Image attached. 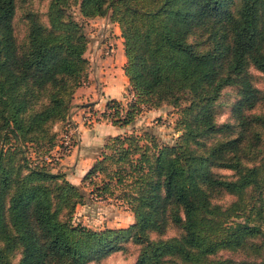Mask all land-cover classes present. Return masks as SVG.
<instances>
[{"label":"trees","instance_id":"trees-1","mask_svg":"<svg viewBox=\"0 0 264 264\" xmlns=\"http://www.w3.org/2000/svg\"><path fill=\"white\" fill-rule=\"evenodd\" d=\"M18 3L0 0V264H91L129 243L140 246L134 264H264V115L248 113L264 101L249 72L264 73V0H50L44 15L24 11L21 40ZM74 4L85 18L110 16L124 39L133 98L124 112L108 100L114 125L133 124L144 107L188 103L174 145L149 132L112 136L83 179L103 176L102 199L120 191L134 213L127 227L74 224L87 191L39 159L53 157L52 125L68 118L89 65ZM207 32L206 49L190 42ZM229 86L234 121L219 124ZM215 193L234 200L214 202ZM171 226L178 234L163 237Z\"/></svg>","mask_w":264,"mask_h":264},{"label":"rangeland","instance_id":"rangeland-1","mask_svg":"<svg viewBox=\"0 0 264 264\" xmlns=\"http://www.w3.org/2000/svg\"><path fill=\"white\" fill-rule=\"evenodd\" d=\"M49 1L19 0L16 16V32L20 40L23 39L26 30L23 18L24 11L32 8L44 15ZM70 11L82 24L88 36L89 43L85 56L88 59L89 65L83 84L76 90L71 101L68 118L65 121H58L52 125V130L58 132L57 147L53 150V157L42 156L39 158L40 160L43 158L48 159L54 172H62L63 160L75 163L77 161L75 154H78L77 151H80L82 148L97 154L96 156L99 155V157L103 152H108L104 146L109 138L112 137H108L111 134L108 129L112 128L111 110L104 107V103L98 106H95V104L99 103L101 99H115L122 103L120 107L123 109L122 112H124L128 101L133 98L128 78L124 73L126 56L124 39L119 24L114 22L110 16L85 18L80 13L79 5L76 4L70 8ZM208 35H210L209 32L206 35L197 33L191 35L189 40L199 48L206 49L208 46L206 43ZM249 72L252 75L255 86L264 93V73L254 67H251ZM79 89L81 91L77 97L76 93ZM93 98L96 99V102L91 101ZM237 100L238 94L235 88L229 86L223 90L216 104L217 122L219 124L234 121L232 107ZM187 105L188 103L184 102L180 107L171 105H163L159 108L144 107L143 112L137 116L136 121L129 126L123 127V131L125 134L137 135H145L149 132L160 145H174L182 134L178 122L182 117L183 108ZM248 113L264 115V101H260ZM81 125L82 128H85V131L79 128ZM67 128H70L74 135V140L70 146L62 143L63 135ZM84 132H88L97 138L100 137V141L93 143L90 137L89 141L84 143L87 145H83L81 133L84 134ZM100 142L101 145H99ZM261 146L264 149V141H262ZM73 152V157L69 159L68 156ZM29 153L32 158L38 155L33 149L29 150ZM215 171L229 176L234 173L225 168H217ZM102 178V175H97L93 177V180L80 184L87 191L88 200L76 208L73 216L74 224H81L97 230L107 227H127L131 225L134 222V213L131 211L130 206L122 198L118 197L120 191H117L114 196H107L105 199L98 196L96 186H101ZM233 200L234 197L231 195L215 193L214 202L226 205ZM178 232L177 227L171 226L163 237L173 236L178 234ZM153 237L156 238L157 236L153 234ZM256 241L260 242L261 239ZM139 249V245L129 243L124 250L114 252L108 257L91 264H134ZM216 256L237 261L252 258L244 251H221Z\"/></svg>","mask_w":264,"mask_h":264},{"label":"crops","instance_id":"crops-1","mask_svg":"<svg viewBox=\"0 0 264 264\" xmlns=\"http://www.w3.org/2000/svg\"><path fill=\"white\" fill-rule=\"evenodd\" d=\"M80 91L81 90L79 89V91L76 93L77 97L80 94ZM108 99H110V98L101 99L99 103L95 104V106L102 105L104 103L103 106L106 107V103H107ZM91 101L96 102V99L93 98V99H91ZM111 127L112 128L108 129L111 133V134H109L108 137L119 135V134H124L123 128L116 126L113 123L111 124ZM79 128L81 129L82 125ZM82 129L85 131V128H82ZM90 137L92 138L93 143H98L97 141H100V137L97 138L96 136H93V135L89 134L88 132H84V134L81 133V139H83L81 141L82 144L87 145L84 143H87L89 141ZM96 139H98V140H96ZM99 145H101V142L99 143ZM86 147H84V148H86ZM74 152L70 156H68L69 159L73 157ZM77 152H78V154L77 153L75 154L76 155L75 157H77V159H76L77 161L75 163L69 162V160H63L64 164H63L62 172L64 171L66 173L67 178L71 182L80 185L83 182V179H84L86 173L93 166V164L95 163V161L97 160L99 155L96 156L97 154H94L91 151H87L86 149H83V148ZM72 163H74V164H72Z\"/></svg>","mask_w":264,"mask_h":264},{"label":"built area","instance_id":"built-area-1","mask_svg":"<svg viewBox=\"0 0 264 264\" xmlns=\"http://www.w3.org/2000/svg\"><path fill=\"white\" fill-rule=\"evenodd\" d=\"M73 140H74L73 132L70 128H67L65 134L63 135L62 143L66 146H70Z\"/></svg>","mask_w":264,"mask_h":264}]
</instances>
